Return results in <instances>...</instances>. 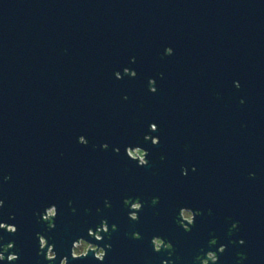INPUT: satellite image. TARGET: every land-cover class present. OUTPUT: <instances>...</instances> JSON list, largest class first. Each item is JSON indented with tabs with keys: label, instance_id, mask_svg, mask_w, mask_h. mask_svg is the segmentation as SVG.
Listing matches in <instances>:
<instances>
[{
	"label": "water",
	"instance_id": "water-1",
	"mask_svg": "<svg viewBox=\"0 0 264 264\" xmlns=\"http://www.w3.org/2000/svg\"><path fill=\"white\" fill-rule=\"evenodd\" d=\"M125 199L141 202L137 221ZM0 200L14 264H47L37 233L54 264H100L72 260L77 238L111 245L103 264H193L220 245L217 264L237 253L264 264V0H0ZM52 205L46 230L39 214ZM181 207L201 213L188 232ZM102 220L111 237L96 242L87 232ZM154 236L171 256L153 251Z\"/></svg>",
	"mask_w": 264,
	"mask_h": 264
},
{
	"label": "clouds",
	"instance_id": "clouds-1",
	"mask_svg": "<svg viewBox=\"0 0 264 264\" xmlns=\"http://www.w3.org/2000/svg\"><path fill=\"white\" fill-rule=\"evenodd\" d=\"M173 50L171 48H165L164 49V54L165 55H172ZM134 59V58H133ZM124 73L134 77L136 73L134 71H129L127 68L124 69ZM116 79H121V74L119 72L115 73ZM155 81L153 79H149L148 85L149 88L148 90L152 93L156 92V88L154 87ZM234 86L236 88H239V82L234 81L233 82ZM126 99V97H125ZM241 103L243 101L241 100ZM149 130L150 131H156L157 126L156 124H150L149 125ZM145 140H148L149 137L145 136ZM77 142L81 145H86L87 140L85 139L84 136H79L77 138ZM158 138L156 137H151V143L153 145L158 144ZM108 145L107 144H102L101 148L102 149H107ZM114 152H119L118 148L113 149ZM126 156L130 159L133 160L137 163V166H147L148 165V160L146 159L148 153L143 150L142 148L136 146V147H126L125 149ZM195 171V168L192 169ZM181 174L186 175L187 170L182 168L181 169ZM250 176L254 175L252 173H249ZM10 179V177L5 176L4 180L7 181ZM158 202V198H153L151 203L155 205ZM71 203V202H69ZM124 205L129 209V219L132 221H137L139 219L137 213L141 210L142 204L139 202L138 199H125L123 201ZM3 206V200H0V207ZM108 202L105 201V207H108ZM201 213L198 210H192L189 208L181 207L179 208L177 215L175 217V223L182 228L185 232L190 231V228L194 225V218L197 215H200ZM209 214H211V210H209ZM57 215V211L54 205L46 207L40 214L39 218L41 222L46 223V230H51L55 228V217ZM13 216H10L9 219H13ZM238 222H234L230 225L228 229V235L232 234V231L234 229H237ZM0 230H5L7 233L14 234L16 232V227L11 224H6V223H0ZM116 230V225L111 226V231ZM101 234H104L102 236ZM127 236L128 233H125ZM87 236L96 242H100L104 239L105 236L108 238L111 237V232L110 229L107 225L106 221H101L100 224L95 228V230L89 229L87 232ZM131 238L132 239H140V235L136 232L131 233ZM2 239V237H0ZM37 240H38V250H37V256H43V260L47 262V264H54L56 261V253L54 251V245L49 244L48 240L45 238L44 235H41L37 233ZM152 245V249L154 252H161V251H166L168 256H171L173 254V246L170 242L154 236L152 237L150 241ZM217 243L215 238H212L208 241L209 248L215 246ZM229 243H232L230 240ZM236 243L243 245L244 241L238 240ZM14 248V241H9L6 244H0V261L5 262V264H14L15 261L18 260L19 256L17 252L12 251ZM111 245L106 244L104 247H100L98 243H91L89 240H86L84 238H77L75 241H73L71 248H70V257L72 260H77V259H83L88 256L89 253L93 254V258L100 262V264H103L104 258L106 256V249L110 250ZM225 251V246L220 245L218 248H216L215 251L208 250L204 252L201 250V254L197 255L194 257L193 264H217L218 261V253H223ZM246 257L242 253H237V261L236 264H241V262L245 259ZM179 259V258H177ZM59 264H68V258L67 257H62L59 259ZM162 264H172V261H166L162 262Z\"/></svg>",
	"mask_w": 264,
	"mask_h": 264
},
{
	"label": "flooded vegetation",
	"instance_id": "flooded-vegetation-1",
	"mask_svg": "<svg viewBox=\"0 0 264 264\" xmlns=\"http://www.w3.org/2000/svg\"><path fill=\"white\" fill-rule=\"evenodd\" d=\"M253 176V175H252Z\"/></svg>",
	"mask_w": 264,
	"mask_h": 264
}]
</instances>
